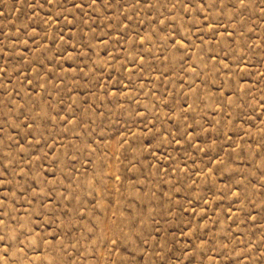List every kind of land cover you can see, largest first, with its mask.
Here are the masks:
<instances>
[{
	"label": "rangeland",
	"instance_id": "rangeland-1",
	"mask_svg": "<svg viewBox=\"0 0 264 264\" xmlns=\"http://www.w3.org/2000/svg\"><path fill=\"white\" fill-rule=\"evenodd\" d=\"M0 264H264V0H0Z\"/></svg>",
	"mask_w": 264,
	"mask_h": 264
}]
</instances>
